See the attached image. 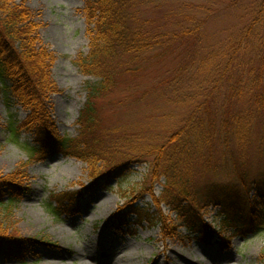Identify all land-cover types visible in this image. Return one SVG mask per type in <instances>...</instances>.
<instances>
[{
    "label": "rangeland",
    "instance_id": "374dc122",
    "mask_svg": "<svg viewBox=\"0 0 264 264\" xmlns=\"http://www.w3.org/2000/svg\"><path fill=\"white\" fill-rule=\"evenodd\" d=\"M24 1L32 13V22L38 27L36 36L55 57L51 78L58 91L48 101L50 121L59 136L77 138L79 116L89 92L101 83L100 78L85 75L78 62L85 60L89 53L88 32L92 27L88 26L85 16L86 0ZM262 2L264 0H149L138 7L139 16L149 19L152 28L159 31H177L179 27L175 25L192 29L193 24H198L200 28L192 40H180L168 51L165 47L154 49L137 57L121 56L111 63L115 83L93 99L95 132L107 158L113 162L119 158L129 162L135 157V151L163 144L196 105L206 101L205 107L212 109L224 103L225 87L206 100L203 91L216 84L202 86L201 90L190 88L186 77L200 76L202 63L211 57L217 60L222 73L230 60L228 49L240 42L237 59L242 64L222 75L223 81L237 84L244 61L261 59L258 47L264 42V9L262 26L254 29V36L237 39L258 19ZM20 3L21 0L16 1ZM169 15L171 19H167ZM256 34L262 38L259 42ZM8 88V83L0 81V175L19 173L25 190L11 210V220L18 236L40 243L35 247L34 256L28 255L24 262L0 256V264H260L264 228L254 230L247 226L244 203H232L235 219L225 221V214H221L212 201V189L218 191L230 186L240 192L237 199L245 197L240 183L227 176L232 170L230 166L226 171L212 172L202 171L194 164V192L198 193V198L210 197L212 203L204 204L200 214L193 212L196 220L192 230L186 229L177 221L175 213L161 204L163 217L176 223V230H171L169 236L165 237L155 222H144L126 232L114 233L106 228V223L130 198L141 195L135 205L155 212L146 190L150 189L159 197L165 181L163 178L155 181L150 176L152 159L144 157L129 163L122 173L106 177L99 184L92 183L89 167L76 158L55 153L38 160L37 156H32L33 148H38L34 136L12 131L23 122L27 112L17 104L11 92L5 90ZM262 88L264 91V81ZM231 104L234 112L241 110L243 98ZM260 135L261 120L255 118L252 138L242 161V166L251 174L264 173V159H259L257 152ZM231 151L235 152L234 146ZM222 154L218 147L213 160H223ZM105 170L102 164L100 172ZM65 192L75 193L77 201L70 208L73 212L54 213L53 201L57 199L54 195ZM125 194L129 200H125ZM8 196L0 193V209L9 201ZM260 221L264 223V218Z\"/></svg>",
    "mask_w": 264,
    "mask_h": 264
},
{
    "label": "trees",
    "instance_id": "16d2710c",
    "mask_svg": "<svg viewBox=\"0 0 264 264\" xmlns=\"http://www.w3.org/2000/svg\"><path fill=\"white\" fill-rule=\"evenodd\" d=\"M16 1L0 0V81L10 85V88L5 90L11 92L17 104L27 112L23 122L12 131H23L34 136L38 148H33L32 156L42 160L49 154L62 153L76 158L89 167L93 184H99L106 177L122 173L129 163L149 157L152 159L150 176L155 181L160 178L165 181L159 197L150 189L146 190L150 194L155 212L150 213V208L140 209L135 205V200L141 195L129 200L128 194H125V200L129 201L108 219V230L122 233L134 225L155 222L164 236H169L171 230H176V223L163 217L160 212L161 204L169 207L170 211L175 213L177 221L182 222L186 229L192 230L196 220L193 212L200 214L203 205L211 201L210 197L198 198V193L194 192V164H198L202 171L212 172L226 171L230 166L232 170L227 171V176L240 183L245 197L237 199L240 192L230 189L231 186L219 188L218 191L215 188L212 189L211 195L214 197L213 203L220 208L221 214H225V221H233L236 211L232 210L231 204L242 202L246 208L247 226L254 230L264 228V223L260 221L264 218V173L251 174L242 166L252 138L251 128L255 118L261 120L257 152L259 159H264V42L258 47L260 61H244V65H241L242 73L235 85L223 81L222 75L233 66L236 68L242 64L241 60L237 59L240 42L228 49L230 60L222 73L218 69L216 59L211 57L204 60L201 66L202 74L197 78L190 74L186 77L187 85L201 90L202 86L216 84L215 87L203 91L206 100L217 95L215 93L225 87L227 96L224 103L218 108L210 109L205 107L207 103L203 101L196 105L179 128L170 132L163 144H153L135 151V157H131L129 162H123L124 159L120 158V161L113 162L99 147L93 101L95 96L102 94L115 83V72L114 68L110 67L111 63L121 56L137 57L154 49L165 47L168 51L172 44L180 40H192V36L198 34L200 26L193 24L192 29H183L182 26L175 25L179 28L171 32L152 28L149 19H142L138 13V7L149 0H86L85 16L88 26L92 27L88 32L89 53L85 60L80 59L78 62L85 75L96 76L101 79V83L97 88L90 90V96L79 116L80 134L72 139L59 136L50 121L48 101L50 96L58 91L51 78L55 57L36 36L38 27L32 22V13L25 6V1L21 0L20 4H16ZM263 9L264 2L258 10V19H255L237 40L247 35L254 36V29L262 26ZM167 19H171V16H167ZM260 21L261 24L258 25ZM261 39L257 36L258 42ZM205 61H208V64ZM216 72L217 76L214 74ZM242 98L243 108L234 112L231 103L239 102ZM232 146L235 147V152L231 151ZM218 147L223 151V160L214 161L213 155ZM102 164L106 167L104 173L100 172ZM241 168L251 175H247ZM23 190L25 188L19 173L0 175V193L9 195V201L0 209V256L20 262H24L28 255L34 256L35 247L40 243L18 236L11 220V210L19 202ZM252 191L254 193L251 195ZM54 196L57 197L53 201L54 213L60 211L65 214V210L73 212L70 208L74 207L77 201L74 198L75 193L65 192ZM258 207L263 210L259 211ZM259 262L264 264V251Z\"/></svg>",
    "mask_w": 264,
    "mask_h": 264
},
{
    "label": "bare ground",
    "instance_id": "6f19581e",
    "mask_svg": "<svg viewBox=\"0 0 264 264\" xmlns=\"http://www.w3.org/2000/svg\"><path fill=\"white\" fill-rule=\"evenodd\" d=\"M61 234H63V233L61 232Z\"/></svg>",
    "mask_w": 264,
    "mask_h": 264
}]
</instances>
